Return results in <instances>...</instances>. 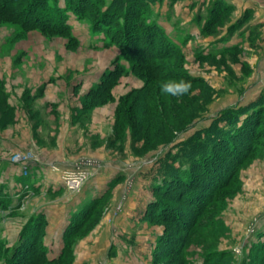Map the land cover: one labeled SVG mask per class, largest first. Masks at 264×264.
<instances>
[{"label": "rangeland", "instance_id": "1", "mask_svg": "<svg viewBox=\"0 0 264 264\" xmlns=\"http://www.w3.org/2000/svg\"><path fill=\"white\" fill-rule=\"evenodd\" d=\"M258 3L0 1L11 7L0 13V251L33 216L48 258H58L66 230L92 209L52 264H264ZM46 6L58 30L41 28ZM154 26L152 49L144 43ZM180 79L191 82L188 94L160 92L161 82ZM245 119L251 136L225 183L193 205L166 193L164 161L189 170L195 141L206 148L208 133ZM18 154L25 160L14 162ZM60 167L86 174L78 190L63 185Z\"/></svg>", "mask_w": 264, "mask_h": 264}, {"label": "trees", "instance_id": "2", "mask_svg": "<svg viewBox=\"0 0 264 264\" xmlns=\"http://www.w3.org/2000/svg\"><path fill=\"white\" fill-rule=\"evenodd\" d=\"M0 1H5L6 4V1L8 0ZM5 4H0V13L2 14L8 13L9 8H11H6ZM38 5L39 3H33L29 6V9L34 10ZM44 8H41V14L45 16L46 21L43 22L44 24H42L41 28L58 30L61 21L58 17L53 18L54 16H51V12L54 10H50L49 7L46 6V10L43 11ZM38 21L39 20L36 19V22ZM147 31L144 46H148L152 49L159 47L156 45L160 39L159 28L154 26L148 28ZM237 121L238 118L235 117L229 125H233ZM248 123L249 120L245 119V122L232 132L227 130H217L216 132L208 133L206 138L202 140V143L203 145H206V148L202 145L201 148L198 147L200 141H195L192 148H196L197 152L189 149L188 151L191 153L188 156L189 158L186 160V157H184L185 162L189 161L191 164L189 170H182L176 167H169V169H167L168 163H165L164 161V167H166L164 171L166 193H173L177 198L183 197L190 201V205H193L197 203L199 199L204 198V196H206L204 193H208L210 188L219 185V183H225L230 168L229 164L236 155L240 154L247 148L249 137L251 136L250 130L247 129ZM195 143L197 144V147L200 148L199 150L194 146ZM212 143H215L214 147H211ZM210 147L211 149H209ZM219 150L227 154V160H225V158L223 159L224 161H222L221 159L218 160L216 158L215 151L218 153ZM186 165L188 166V164ZM199 187L201 190L200 195L197 192V188ZM193 210L195 211V214L200 212L197 207ZM91 212L92 209L85 214L81 213L76 219V221H78L72 223L71 228L69 227L66 230V233L64 234V248L60 251L58 258L55 259L48 258V250L44 245V240L39 238V229L42 227L41 220L39 222V220L37 221L36 218L32 216L27 223L24 224L20 232L19 240L14 244L13 248H5L3 251L1 250L2 252L0 251V264H52L59 261L67 249L66 244H69L73 235L81 229L86 221H88ZM1 244L2 243L0 242V245Z\"/></svg>", "mask_w": 264, "mask_h": 264}, {"label": "clouds", "instance_id": "3", "mask_svg": "<svg viewBox=\"0 0 264 264\" xmlns=\"http://www.w3.org/2000/svg\"><path fill=\"white\" fill-rule=\"evenodd\" d=\"M192 84L190 81L180 79L178 81H163L159 85L160 92L173 97H181L190 92Z\"/></svg>", "mask_w": 264, "mask_h": 264}, {"label": "built area", "instance_id": "4", "mask_svg": "<svg viewBox=\"0 0 264 264\" xmlns=\"http://www.w3.org/2000/svg\"><path fill=\"white\" fill-rule=\"evenodd\" d=\"M21 160H25V156L18 154L14 157V162H20ZM66 174L65 171L61 174L63 185L70 191L75 192L80 188L86 174L81 172H71L69 176H66Z\"/></svg>", "mask_w": 264, "mask_h": 264}, {"label": "crops", "instance_id": "5", "mask_svg": "<svg viewBox=\"0 0 264 264\" xmlns=\"http://www.w3.org/2000/svg\"><path fill=\"white\" fill-rule=\"evenodd\" d=\"M232 2H234V1H232ZM261 2H262V5H260L258 3L259 7H264V1L261 0ZM64 169H71V168H68V167H60V169L59 168H55V169H53V172L58 173L59 175H61L62 172H64Z\"/></svg>", "mask_w": 264, "mask_h": 264}]
</instances>
